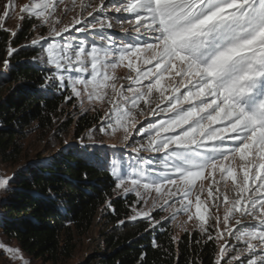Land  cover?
Masks as SVG:
<instances>
[{
    "label": "snow or ice",
    "instance_id": "6c2138e0",
    "mask_svg": "<svg viewBox=\"0 0 264 264\" xmlns=\"http://www.w3.org/2000/svg\"><path fill=\"white\" fill-rule=\"evenodd\" d=\"M14 9L5 0L0 29ZM18 15L48 28L25 46L41 50L42 91L69 93L82 114L108 106L90 133H120L111 153L64 143L136 197L129 219L155 228V211L186 215L217 242L214 264H264V0H34ZM14 176H0V190ZM0 250L27 264L19 249Z\"/></svg>",
    "mask_w": 264,
    "mask_h": 264
},
{
    "label": "trees",
    "instance_id": "16d2710c",
    "mask_svg": "<svg viewBox=\"0 0 264 264\" xmlns=\"http://www.w3.org/2000/svg\"><path fill=\"white\" fill-rule=\"evenodd\" d=\"M31 28L32 22L27 21L25 33ZM24 38L26 34L20 35L13 46L18 47ZM9 40V34L0 29V62ZM38 53L19 48L8 57L11 67L6 78L0 77L2 164L19 161L24 131L35 122L44 128L50 125L67 94L42 91L44 73L34 60ZM90 126L87 119L76 122L75 136L80 137ZM114 185L107 168L93 166L68 150L54 158L36 160L18 169L9 185L13 190L3 192L0 234L15 241L32 260L63 264L73 258L76 237L89 232L99 209L111 200L115 211L104 216L110 228L102 234V245H93V251L79 264H214L218 254L214 240L206 241L193 231L184 232L173 242L170 220H161L163 227L155 228L144 219L131 221L133 198H112Z\"/></svg>",
    "mask_w": 264,
    "mask_h": 264
},
{
    "label": "rangeland",
    "instance_id": "374dc122",
    "mask_svg": "<svg viewBox=\"0 0 264 264\" xmlns=\"http://www.w3.org/2000/svg\"><path fill=\"white\" fill-rule=\"evenodd\" d=\"M32 2H34V0H13L15 9L13 11V14L10 15V17L4 21V30L10 36V40L8 42L7 47L10 45L11 47L17 49L24 48L29 50L31 49L33 51H38L39 52L37 55L38 57L39 55H41V50L38 46L37 47H31V46L25 47V46L30 45V41L38 36L48 35V28L37 27L35 30H33V25H36L39 22L35 19H29L27 17L24 20H21L18 15L20 6ZM65 2L68 3L69 6H71V0H65ZM77 2H79V0H77ZM4 6H5V0H0V15H2ZM57 15H60V13L58 12ZM72 15L73 13L69 12L66 17L61 16V19L63 20L64 23H67L72 18ZM27 21L32 22V28L29 29L27 33H25ZM111 31H114L116 36L118 37L124 35V33L120 31L119 27H116ZM12 32H16L15 37L12 36ZM24 34H26V38H24L21 42H19L18 47H14L12 42L15 39L18 40L19 36ZM7 47L5 49V57L0 62V73L5 72L4 60L8 59ZM127 74H128V70L123 67L116 69V75L118 77L123 78L126 77ZM121 82L126 83V81L124 80H122ZM63 93H67V92H63ZM68 94L69 93H67L66 95ZM85 107H88L87 102H85ZM96 107L98 109L97 111H87L86 113L82 114V110L79 106V101L77 99L73 98L71 101L68 102H66L64 99L63 104L61 105L59 110L54 114L50 125L45 126L44 128L42 125L35 122L27 130L24 131L23 138L21 139L20 142L22 146V154L19 161L16 162L15 164H2L0 161V176L12 177L13 174H15L16 171H18V169L30 163H33L36 160L54 158L58 156L61 152L64 153L67 150L70 151L69 148L65 146L64 142L66 140L69 141L70 144L74 145V150L82 149L84 145H87L88 151L101 152V153L103 151H107L111 153L113 150L107 146L114 143L118 144L120 139V133H117L114 136L103 135L99 132L90 133V130L95 129L96 126L100 123V119L104 115V112L108 106L105 105L103 108H101L99 105H97ZM147 118L152 119V117H147ZM84 119H87L88 123H90L91 126L88 129H86L80 137H76L74 134L75 123L76 122L81 123ZM140 119L141 121H144L145 117H140ZM90 135L92 138H90ZM81 139H83V143H81ZM74 150L70 152H74ZM113 189L111 194L112 198L121 197L122 199H126L129 196H132L133 202L136 199L134 195H128L127 197H124L122 194H118L117 192L113 191ZM206 191H207V186L205 190V195H206ZM3 192L4 190H0V200L3 197ZM229 195L231 196L233 195V193L229 192ZM107 202L102 208L99 209L95 217L94 223L91 229L89 230V232L81 237H76L75 239L76 248L73 258L72 260L67 261L63 264H79L80 261H82L88 254H90L93 251L94 249L93 245H95L96 243L102 245L103 242L102 234L104 232H107L110 228L106 226V222H105L106 219L104 216H106L108 212L110 214L113 212L112 210L113 208L108 207ZM133 214L134 213L130 208L129 217H131ZM168 215L169 214L167 212H163V211L154 212V217H157L156 220H160V221L163 220L162 217H166ZM221 215H222V210H221ZM186 219H187L186 215H179L176 217L174 221L170 220L172 223L173 237H176L178 240L184 232L196 231L199 234L200 238L206 240V238L202 237V235L199 233L197 229L193 228L192 222L188 223L187 225L184 224V221ZM209 223L211 224L213 223V221L210 220ZM184 228H187L188 231H185ZM213 235H215V232H213ZM0 243L4 244L5 246H10L14 249H19L20 252L22 253L23 260L27 262V264H43L40 261L30 259L28 256H26L25 253H23V251H21V249L19 248V246L15 241L8 240L2 234H0ZM215 243L218 247V252H219V246L216 241ZM0 264H21V261L19 259H12L11 256H9L3 250H0Z\"/></svg>",
    "mask_w": 264,
    "mask_h": 264
}]
</instances>
